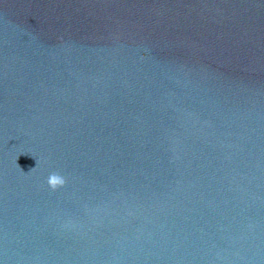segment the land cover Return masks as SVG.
Here are the masks:
<instances>
[{"label":"clouds","instance_id":"clouds-1","mask_svg":"<svg viewBox=\"0 0 264 264\" xmlns=\"http://www.w3.org/2000/svg\"><path fill=\"white\" fill-rule=\"evenodd\" d=\"M38 165V161L36 160V166ZM34 168H32L31 170H34ZM66 183L65 178L60 175L57 172H53L49 175L48 179H47V184L48 186L55 191L56 189L63 187Z\"/></svg>","mask_w":264,"mask_h":264}]
</instances>
